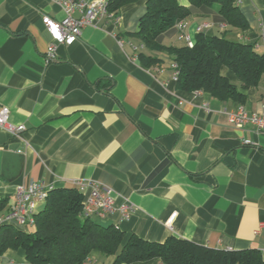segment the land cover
<instances>
[{
    "label": "crops",
    "instance_id": "1",
    "mask_svg": "<svg viewBox=\"0 0 264 264\" xmlns=\"http://www.w3.org/2000/svg\"><path fill=\"white\" fill-rule=\"evenodd\" d=\"M145 3L125 5L116 23L104 17L83 28L47 63L52 38L44 17L62 20L63 7L54 0H0V108L9 110L12 124L25 126L17 136L0 129V151L19 144L23 155L15 176L14 162L0 164L3 213L15 204L18 185L39 182L50 190L90 180L114 191L116 207L132 206L125 219L118 213L94 217L103 225L147 241L175 236L216 249L255 248L264 258V131L233 128L225 114L241 106L261 113L264 77L245 91L243 105L177 89L168 54H155L159 67H145L138 58L145 48L131 34ZM238 5L248 30L195 10L181 21L184 35L192 42L200 31L225 36L263 53L264 0ZM177 25L164 44L188 45ZM225 74L239 85L232 72ZM113 261L93 251L84 264ZM0 264L31 263L23 250H8Z\"/></svg>",
    "mask_w": 264,
    "mask_h": 264
},
{
    "label": "trees",
    "instance_id": "2",
    "mask_svg": "<svg viewBox=\"0 0 264 264\" xmlns=\"http://www.w3.org/2000/svg\"><path fill=\"white\" fill-rule=\"evenodd\" d=\"M139 1L108 0L107 8L110 13L118 14L125 5ZM145 1L146 12L138 30L131 34L145 48L138 54L143 66H161L162 60L155 54L166 53L176 65L177 89L245 104V91L257 88L264 77V52L259 53L254 44L201 31L195 35L192 46L163 43L165 35L195 10L212 14L215 21L230 27L248 30L238 0H188L190 7L178 0ZM226 71L236 76L239 85ZM84 199V193L76 187L50 189L35 214L32 230L0 225V256L8 250H23L31 264H84L93 251H98L113 256L112 264L152 259H159L162 264H264L261 251L255 248L216 249L175 236L154 242L136 234L128 235L116 225H103L94 217L83 216ZM6 208L7 199H0V216Z\"/></svg>",
    "mask_w": 264,
    "mask_h": 264
},
{
    "label": "built area",
    "instance_id": "3",
    "mask_svg": "<svg viewBox=\"0 0 264 264\" xmlns=\"http://www.w3.org/2000/svg\"><path fill=\"white\" fill-rule=\"evenodd\" d=\"M61 5L66 16L62 20H55L50 16L44 17V23L52 42L45 56L47 63L56 59V50L59 45H71L81 35L82 29L95 25L101 18H108L112 22L119 21L118 14L110 13L107 8L108 0H54ZM183 22L177 25L181 38H185L189 46L193 42L184 35ZM122 44V41H120ZM175 79L177 76L176 65ZM230 126L236 129L253 128L256 131H264V110L261 113H249L245 107H238L234 111H226ZM9 110L0 108V129L17 136L25 130L24 125L12 124L9 120ZM246 144L249 141H245ZM73 187L84 193L83 216L99 217L105 219L112 214L118 213L121 219L128 218L132 206L123 203L119 207L115 205L114 191L100 183L90 180L75 179L71 181ZM49 189L43 183L31 182L16 187V201L10 211L0 216V225L10 224L18 229L30 231L35 224V214L38 205L45 201Z\"/></svg>",
    "mask_w": 264,
    "mask_h": 264
},
{
    "label": "water",
    "instance_id": "4",
    "mask_svg": "<svg viewBox=\"0 0 264 264\" xmlns=\"http://www.w3.org/2000/svg\"><path fill=\"white\" fill-rule=\"evenodd\" d=\"M18 150H19V144H11L8 146L7 150L0 151V164L2 161L14 162L16 164L15 170L13 172L14 176L20 171L23 161V155L19 153Z\"/></svg>",
    "mask_w": 264,
    "mask_h": 264
},
{
    "label": "rangeland",
    "instance_id": "5",
    "mask_svg": "<svg viewBox=\"0 0 264 264\" xmlns=\"http://www.w3.org/2000/svg\"><path fill=\"white\" fill-rule=\"evenodd\" d=\"M32 230V229H31Z\"/></svg>",
    "mask_w": 264,
    "mask_h": 264
}]
</instances>
